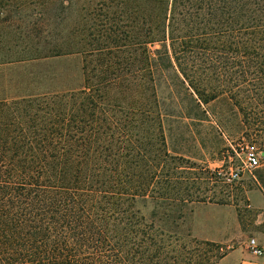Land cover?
<instances>
[{
  "label": "trees",
  "instance_id": "1",
  "mask_svg": "<svg viewBox=\"0 0 264 264\" xmlns=\"http://www.w3.org/2000/svg\"><path fill=\"white\" fill-rule=\"evenodd\" d=\"M79 1L0 0V264H215L158 88L264 152V0ZM72 56L75 88L17 72Z\"/></svg>",
  "mask_w": 264,
  "mask_h": 264
},
{
  "label": "rangeland",
  "instance_id": "2",
  "mask_svg": "<svg viewBox=\"0 0 264 264\" xmlns=\"http://www.w3.org/2000/svg\"><path fill=\"white\" fill-rule=\"evenodd\" d=\"M72 17L77 16V9L81 1L72 0ZM95 1L90 5H94ZM81 56H72L50 61L49 64L30 66L27 69L18 70V74H26V77H38L39 73L45 75L44 85L54 89H69L80 85L82 78L80 72ZM17 74V75H18ZM159 100L162 109L166 113L164 119V134L167 148L172 155L184 158L195 168L188 169L185 174L188 182L194 187L196 193L204 201L196 202L194 207L200 204L223 205L227 209L237 213L240 230L245 241L251 238L257 243L264 244V206L254 205L252 200L254 193L264 191L259 175L264 179V158L261 165L245 172L241 178L233 183L224 181L225 174L230 165H238L246 150L260 153L259 147H250L249 142L238 133V121L232 109L226 101L219 99L207 105H201L200 111L193 108L189 98L183 89L175 95L169 94L166 83L161 82L159 88ZM219 121H223L222 125ZM264 149V148H263ZM232 151V153L229 152ZM221 171L217 174L216 171ZM214 174L216 176H214ZM195 187L197 189H195ZM195 194V195H196ZM259 200V196L255 195ZM213 207V206H212ZM210 215L216 216L218 210H206ZM193 211L189 227L192 231ZM238 236L230 245L240 241Z\"/></svg>",
  "mask_w": 264,
  "mask_h": 264
},
{
  "label": "crops",
  "instance_id": "3",
  "mask_svg": "<svg viewBox=\"0 0 264 264\" xmlns=\"http://www.w3.org/2000/svg\"><path fill=\"white\" fill-rule=\"evenodd\" d=\"M255 195L259 196V200ZM253 199L254 205L263 207L264 191L259 190L254 193ZM214 208L220 212L215 217L206 212ZM193 213L192 231L196 238L218 243L228 249L215 264H264V251L260 256L253 254L248 246L249 240H244L236 211L227 209L223 205L204 203L194 207ZM238 236L241 240L235 246L230 245ZM258 244L264 248V244Z\"/></svg>",
  "mask_w": 264,
  "mask_h": 264
},
{
  "label": "built area",
  "instance_id": "4",
  "mask_svg": "<svg viewBox=\"0 0 264 264\" xmlns=\"http://www.w3.org/2000/svg\"><path fill=\"white\" fill-rule=\"evenodd\" d=\"M263 158L264 152L256 153L254 151L246 150L238 165H230L229 171L224 176V181L226 183H233L239 180L245 172H251L258 168L261 165V159ZM216 173L219 175L221 174V171L217 170ZM248 246L253 254L257 256L263 254L264 248L260 246L255 239L251 238L248 242Z\"/></svg>",
  "mask_w": 264,
  "mask_h": 264
}]
</instances>
